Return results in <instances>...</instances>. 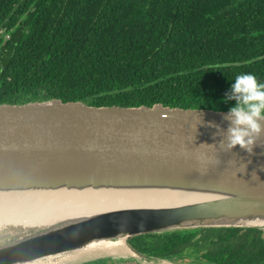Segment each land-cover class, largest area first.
<instances>
[{
	"label": "water",
	"instance_id": "obj_1",
	"mask_svg": "<svg viewBox=\"0 0 264 264\" xmlns=\"http://www.w3.org/2000/svg\"><path fill=\"white\" fill-rule=\"evenodd\" d=\"M227 112L60 99L0 104V201L87 206L43 225H0V264H175L130 241L199 228H254L264 238V136L252 153L239 145L221 151L209 122L226 129ZM117 242L126 256L63 261Z\"/></svg>",
	"mask_w": 264,
	"mask_h": 264
},
{
	"label": "trees",
	"instance_id": "obj_2",
	"mask_svg": "<svg viewBox=\"0 0 264 264\" xmlns=\"http://www.w3.org/2000/svg\"><path fill=\"white\" fill-rule=\"evenodd\" d=\"M241 73L264 83V0H0V104L229 111L236 101L224 97ZM130 243L172 261L264 264L254 228L168 231Z\"/></svg>",
	"mask_w": 264,
	"mask_h": 264
},
{
	"label": "clouds",
	"instance_id": "obj_3",
	"mask_svg": "<svg viewBox=\"0 0 264 264\" xmlns=\"http://www.w3.org/2000/svg\"><path fill=\"white\" fill-rule=\"evenodd\" d=\"M224 67L228 65L225 64ZM224 99L236 101L235 105L223 114V120L229 122L227 128L209 122V126L217 130L214 135L221 137L219 149L230 152L239 145L241 149L252 153L256 143L264 136V83L259 82L253 73L238 74ZM204 144L206 143L199 146ZM210 146L217 147L215 144Z\"/></svg>",
	"mask_w": 264,
	"mask_h": 264
},
{
	"label": "bare ground",
	"instance_id": "obj_4",
	"mask_svg": "<svg viewBox=\"0 0 264 264\" xmlns=\"http://www.w3.org/2000/svg\"><path fill=\"white\" fill-rule=\"evenodd\" d=\"M55 201H42L32 199L27 201L13 202L14 200L0 201V225H9L19 227H32L36 225H43L55 221L72 214L83 212L87 206L75 200H67L70 204H64ZM57 201V200H56ZM102 254H114L119 256H126L127 251L123 246V242L109 243L101 247L81 251L72 256L65 257L63 261L71 262L84 259L91 256H98ZM59 262V261H58ZM56 262L55 264H57ZM158 264H172L163 261Z\"/></svg>",
	"mask_w": 264,
	"mask_h": 264
},
{
	"label": "flooded vegetation",
	"instance_id": "obj_5",
	"mask_svg": "<svg viewBox=\"0 0 264 264\" xmlns=\"http://www.w3.org/2000/svg\"><path fill=\"white\" fill-rule=\"evenodd\" d=\"M146 235H148V234H146ZM186 258H189V257H185V259ZM123 259L126 260L127 258H118L117 260L115 259L116 261L113 260V259H111V260H105V261L107 262V264H137L135 261H132V260H126V261H124ZM119 261H122V262H119Z\"/></svg>",
	"mask_w": 264,
	"mask_h": 264
},
{
	"label": "rangeland",
	"instance_id": "obj_6",
	"mask_svg": "<svg viewBox=\"0 0 264 264\" xmlns=\"http://www.w3.org/2000/svg\"><path fill=\"white\" fill-rule=\"evenodd\" d=\"M113 260H115V259H113ZM117 260V259H116ZM115 260V261H116ZM124 260V259H123ZM122 260V261H123ZM126 260H130L129 258H127ZM126 260H124V261H126ZM122 261H119V262H122ZM191 259L190 258H186L183 262H181V261H176L177 263H175V264H192L191 262ZM175 262V261H174ZM159 263V261L157 260H155V261H152V262H147V261H144V262H140V263H137V264H158Z\"/></svg>",
	"mask_w": 264,
	"mask_h": 264
}]
</instances>
